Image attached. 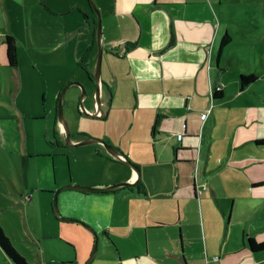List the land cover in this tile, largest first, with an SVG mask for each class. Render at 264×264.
<instances>
[{
    "label": "crops",
    "instance_id": "1",
    "mask_svg": "<svg viewBox=\"0 0 264 264\" xmlns=\"http://www.w3.org/2000/svg\"><path fill=\"white\" fill-rule=\"evenodd\" d=\"M95 1L103 19L99 87L107 114L90 118L80 111L77 83L89 96L95 91L97 29L90 22L87 29L84 22L73 29L82 31L78 50L83 57L72 73L67 54L59 58L60 75L54 81L39 68L44 62L21 59L20 37H27L24 47L31 52L30 36L44 40L53 31L67 36L72 27L66 17L78 9L88 12L85 0H0L4 234L26 261L31 248H38L41 255L32 257L33 264H64L55 255L47 258L50 253L42 246L64 239L73 243V224L88 229L81 233L92 244L91 256L106 237L127 263L264 264V251L254 252L249 244L250 238L264 242V177L248 181L241 171L245 162L236 156L235 170L209 173L214 132L229 89L235 90L232 96H242L253 84L242 87L245 74L229 69L235 57L225 52L233 40L224 13L227 0ZM228 35L230 42L222 49ZM7 36L17 41L14 67L7 58ZM41 48L55 50L58 57L63 53L62 44ZM230 71L233 77L227 81ZM221 84L222 93L214 98ZM45 88L48 94L41 99ZM65 89L63 112L72 146L65 143L66 126L58 116ZM92 102L91 97L84 102L90 112ZM205 112L209 115L202 120ZM87 138L106 142L134 167L114 158L101 142L78 145ZM258 141H264V130L254 140L263 148ZM242 144L235 141L234 146ZM123 183L131 186H119ZM67 186L119 187L81 191ZM174 224L182 227L179 233L170 230ZM0 264H15L1 247ZM90 264L122 262L100 256Z\"/></svg>",
    "mask_w": 264,
    "mask_h": 264
},
{
    "label": "rangeland",
    "instance_id": "2",
    "mask_svg": "<svg viewBox=\"0 0 264 264\" xmlns=\"http://www.w3.org/2000/svg\"><path fill=\"white\" fill-rule=\"evenodd\" d=\"M85 2L88 12L85 11L86 13H84L83 10L78 9L73 14L69 13L67 15V25L72 27V30L69 31L67 36L65 32L57 34L55 31L51 35L46 36L44 40L39 39V36H36V38L30 36L29 39L32 44L31 52H28L24 47L27 42V37L20 36L23 38L24 43L21 48V59L44 62L39 64V68H41L51 81H54L60 75V71L57 69V62L60 60L59 58H64V54H67L69 60L70 73H72L74 66L77 68L81 62L83 53L78 50V45L80 40L79 35H82V31L76 32L73 29L76 26L80 27L83 22L85 23L86 29L89 27L88 22H90L93 28L97 29L99 16L93 7L90 6V2L88 0H85ZM97 7L100 18L102 19V11L98 4ZM224 13L228 17L227 23H229L230 31H233L232 44L225 51L235 57L230 60L232 65L229 69L234 70L235 74L242 73L249 76L254 73L258 81L253 83L251 90L242 96H238L237 94L232 96L231 92L235 90H232V87L229 89V96L226 98V102L219 112L221 113L218 118L219 125L214 132L215 140L212 143L213 145H211L212 150L210 154L212 159L209 165V173L235 170L236 167L234 166L233 159L236 156L239 160L245 162L244 168L241 171L244 172L248 181H251L257 177H264V147L258 148L254 142L264 130V113H261L264 111V98L258 97V95L264 97V0H227V4L224 6ZM95 21L96 26L94 24ZM61 44L63 47L61 57L55 54V50L52 52H44L41 48L45 45L50 48H55ZM1 48L2 46L0 47V53ZM75 55H79L78 59H76L77 57ZM249 64L254 65L253 69L249 68ZM232 73L230 71L226 74L227 81H230L233 77ZM35 89L32 90L34 93L36 92ZM254 92L257 93L255 94ZM46 93L48 94V88L42 89L41 99ZM235 141L245 144L244 146L242 144V146L235 147ZM205 153L208 154V148H206ZM227 159L229 160L228 164H226ZM220 160L224 163L221 164ZM166 173L167 171H165ZM70 227L74 229L76 234V240H73V243L66 242L65 239L63 242L57 241V243L56 241H48L43 244L42 249L47 252L49 251L50 254H46L47 258H50V255H55L58 258L64 259V264H86L92 253V244L89 246L86 237L83 235L84 233L81 232H85L88 229L85 226L79 227L76 224L70 225ZM180 229L182 227L177 226V224L170 226L172 232L179 233ZM105 240H102V242L98 240L97 247L99 246V253L96 252L94 261H97L100 256H106L112 257L115 260L119 259L122 264H135L136 259L128 260V263L127 261H122L118 257L119 253L113 249L112 242L109 243L106 237ZM67 244L76 246L77 249H70ZM104 244H106V250L103 248ZM14 246L23 253L19 244L14 243ZM59 247L63 248V253ZM40 255L41 252L38 251V248H31L27 262L33 264L32 257L39 258ZM53 260L56 261L54 258L50 259V261ZM137 262L139 263V260Z\"/></svg>",
    "mask_w": 264,
    "mask_h": 264
},
{
    "label": "water",
    "instance_id": "3",
    "mask_svg": "<svg viewBox=\"0 0 264 264\" xmlns=\"http://www.w3.org/2000/svg\"><path fill=\"white\" fill-rule=\"evenodd\" d=\"M91 5L93 7V9L97 12L99 19H98V26H97V45H98V60H97V68H96V73L94 76H91V80L94 82L95 84V91L91 94V96L88 95L87 90L85 88V86L78 84L81 88H82V96H81V100H80V104H79V108L81 113L85 114L86 116L90 117V118H97V117H106V112L104 111L103 107H102V99H101V90L99 87V79L101 76V69H102V59H103V32H102V23H101V18L99 15V11H98V7L95 3L94 0H90ZM67 89V88H66ZM66 89L62 92L61 94V98H60V102H59V107H58V116L60 118V120H62L66 126V134H65V143L67 146H72L71 142H70V126L69 123L66 119V116L63 112V97L64 94L66 92ZM88 97H91L93 100V110L94 112H90L87 108V106L85 105V101L88 99ZM93 142H101L104 144L106 150L116 159L123 161L124 163H126L127 165H129L130 167H134L130 161L127 160V158L124 156V154L118 152L116 149H114L112 146L106 144V142L98 140V139H94V138H87L86 140L80 142L78 145H87ZM119 186H131L130 183H123ZM119 186H114V187H107V188H93V187H83V186H67V188H73V189H77V190H81V191H101V190H106V191H110L113 190ZM96 253V248L93 251L92 256L90 257V260L88 261L87 264H90L94 258V255Z\"/></svg>",
    "mask_w": 264,
    "mask_h": 264
},
{
    "label": "trees",
    "instance_id": "4",
    "mask_svg": "<svg viewBox=\"0 0 264 264\" xmlns=\"http://www.w3.org/2000/svg\"><path fill=\"white\" fill-rule=\"evenodd\" d=\"M90 2V0H88ZM91 6V2H90ZM92 7V6H91ZM231 37L228 35L226 39L222 41L221 48L225 47L230 42ZM5 45L7 48V58L9 64L11 66H16L18 63V46L17 41L13 36H7L5 40ZM257 76L255 74L251 75H241L240 76V83L242 87H246L257 80ZM222 85V84H221ZM220 91H216L213 95L214 98L217 97L218 93H222ZM258 143L262 144L264 141H258ZM250 248L254 252H263L264 251V242H257L255 239H249ZM0 247L4 250L7 256L15 263V264H29L24 257H22L16 249L13 247L12 243L10 242L9 238L4 234L3 230L0 227Z\"/></svg>",
    "mask_w": 264,
    "mask_h": 264
},
{
    "label": "built area",
    "instance_id": "5",
    "mask_svg": "<svg viewBox=\"0 0 264 264\" xmlns=\"http://www.w3.org/2000/svg\"><path fill=\"white\" fill-rule=\"evenodd\" d=\"M222 89H223V86H222V85H219V86H217V88H216L215 90H216V91H220V90H222ZM208 113H209V112H205V113L202 114V116H201L202 120H206V119H207V117H208V115H209ZM182 138H183V134L178 135V140H179V141H181Z\"/></svg>",
    "mask_w": 264,
    "mask_h": 264
}]
</instances>
